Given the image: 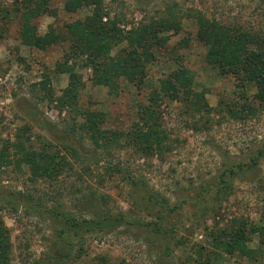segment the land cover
Returning a JSON list of instances; mask_svg holds the SVG:
<instances>
[{
  "label": "rangeland",
  "instance_id": "rangeland-1",
  "mask_svg": "<svg viewBox=\"0 0 264 264\" xmlns=\"http://www.w3.org/2000/svg\"><path fill=\"white\" fill-rule=\"evenodd\" d=\"M65 1L51 0L49 8L57 13L42 14L31 21L40 34L54 27L60 36L65 35L70 23L83 21L93 12L91 5L68 11ZM103 6L109 13L104 20L116 19L125 30L142 20H157L168 7L182 19L180 33H164L170 35V40L166 47L154 51L157 60L147 66L148 76L141 90L125 77L113 88L96 83L92 68L86 65L87 55L72 57L69 37L46 49L24 44V3L0 0V151L6 146L14 151L18 133L29 127V133H23L30 139L27 145L38 151L51 150L58 159L65 157L68 162L54 181L34 177L26 165L1 166L0 161V196L12 192L17 197L23 195L18 203L0 210L10 230L13 264H49L47 256L53 252V225L45 213L26 206L29 195L36 202L79 215L81 200L97 191L98 195H109L114 211L128 210L134 203L132 181L136 179L175 204L192 197L218 174L225 161H236L264 142V108L237 119L227 106L242 95L252 98L256 88L241 87L234 75L221 74L206 61L207 47L196 38L194 16L201 11L221 23L264 32V0H105ZM127 44L124 39L111 55ZM176 56L195 72L193 90L205 92L208 108L197 110L195 103L166 99L160 106L164 144L159 151L150 152L134 141L131 132L139 120L140 104L149 103L159 79L175 68ZM64 60L76 62L75 69L83 82L77 105L61 109L56 98L69 81L68 73L58 72V62ZM46 75L50 77L48 89L40 86ZM33 111L60 134L44 128L33 117ZM87 111L101 113L102 129L122 132L119 139L98 147L79 127ZM65 137L91 155L81 150L78 156L67 153L61 143ZM229 184L211 202L185 204L169 221L170 231L162 236L125 226L79 238L76 247L84 245V253L69 264H206L208 259L211 264H264L261 235L250 232L253 227H264V158L255 169L231 178ZM239 224H246L250 254H230L215 246L219 231L235 230Z\"/></svg>",
  "mask_w": 264,
  "mask_h": 264
},
{
  "label": "trees",
  "instance_id": "trees-1",
  "mask_svg": "<svg viewBox=\"0 0 264 264\" xmlns=\"http://www.w3.org/2000/svg\"><path fill=\"white\" fill-rule=\"evenodd\" d=\"M50 1L22 0L27 9L23 14L25 21L21 33L23 43L46 49L60 39L66 40L69 37L73 46L72 57L87 55L86 65L92 68L95 82L111 88L121 77H125L141 90L148 76L147 66L157 60L154 51L166 47L170 40V35L164 33L170 31L180 33L183 30L182 19L173 8L165 9L157 20L148 22L142 20L137 26L125 30L118 25L119 21L116 19L104 20L109 16L103 6L105 0H66L65 9L68 11H76L82 6L91 5L93 12L83 21L70 23L68 32L61 35L62 37L54 27L40 34L31 21L42 14L57 13L56 10L49 8ZM194 16L197 25L196 38L207 47L206 61L217 67L221 74L234 75L241 87L252 85L256 88L252 98L242 95L239 101L227 104L229 113L234 118L240 119L247 118L264 108V32L248 29L242 25L221 23L216 19L208 18L201 11H197ZM124 39L127 40V46L119 49L116 55L112 56V50ZM174 61L175 68L159 79V86L151 92L149 103L140 104L139 120L131 132L134 141L150 152L159 151L164 144L165 134L160 127L162 125L160 106L166 99L171 102L195 103L197 110H201L203 106L208 108L205 92L193 90L195 72L185 64L181 56H176ZM75 65L76 62L70 64L68 60L58 62V72L69 74L68 86L63 90V94L56 98L61 109L67 105L71 107L77 105L83 78L76 71ZM48 85H50V77L46 75L40 86L48 89ZM50 91L52 95L51 87ZM32 115L44 128L60 134L50 122L39 118L36 112L33 111ZM83 115L85 120L79 124V127L98 147L107 146L122 135V132L102 129L101 113L87 111ZM21 130L22 133H18L17 140L13 143L14 151H10L9 146L0 151V161L3 160L1 166L26 165L36 178L46 177L57 180L65 169L64 166L68 164L66 158L58 159V154L51 150L38 151L32 145H27L30 139L25 138L23 133H29L30 129L24 127ZM61 143L62 148L72 156H78L80 150L84 154L91 155L88 151L82 150L83 147L79 149L72 145L66 137ZM262 158H264V142L238 157L236 161H225L218 174L203 183L192 197L184 198L175 204H171L170 200L160 192L134 179L132 181L134 203L128 210L114 211L109 205V195H98L97 191L84 196L78 206L81 212L79 215L78 212L70 213L55 205L36 202L33 195L25 199L26 206L45 213L53 225V252L50 251L47 256L49 264H69L84 253V245L77 248L76 240L83 239L89 234L134 226L145 229L150 234L162 236L166 231H170L169 221L185 204L193 201L211 202L218 193L230 186L231 178L240 172L255 169ZM116 169L121 171L118 165ZM19 195L21 198L13 192L0 196V210L7 204L18 203L23 198L22 193ZM250 232H258L264 245V227H253ZM249 238L246 224H239L235 230L219 231L218 235L216 234L215 246L222 247L230 254H235L237 251L250 254L252 250L247 246ZM11 250L10 230L0 215V264H13ZM211 262V259H208L206 264Z\"/></svg>",
  "mask_w": 264,
  "mask_h": 264
}]
</instances>
